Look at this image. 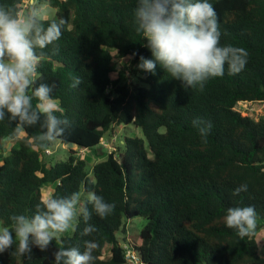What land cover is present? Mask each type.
Segmentation results:
<instances>
[{"label":"trees","instance_id":"trees-1","mask_svg":"<svg viewBox=\"0 0 264 264\" xmlns=\"http://www.w3.org/2000/svg\"><path fill=\"white\" fill-rule=\"evenodd\" d=\"M24 1L0 0V5L21 12ZM41 2L56 9L45 26L66 20L55 45L36 49L43 56L34 87L54 85L52 96L63 110L54 114L69 122L55 141L89 150L115 127L129 124L143 137H125L123 151L107 154L89 171L74 149L64 161H44L55 141L41 146L39 124L18 129L6 115L0 121V227L11 231L13 216H33L44 187H53L49 196L55 198L95 193L115 208L101 218L85 198L88 221L78 214L71 234L54 239L45 251L33 246L30 254L16 255L14 243L0 253V264H56L58 250L83 252L85 241L98 245L92 264H130L134 256L140 264H264L256 231L240 238L224 221L228 208L254 206L257 221L264 222V119L235 110L240 102H264V0H208L217 14L220 45L243 48L248 56L241 72L231 74L226 64L224 74L209 78L203 91L184 88L159 62L154 73L137 67L141 55L154 60L136 32L138 0ZM117 59L139 85L113 78L124 74ZM76 77L81 83L73 88ZM197 119L210 122L206 137L193 125ZM13 140L16 146L2 155ZM244 184L247 191L233 195ZM136 217L146 220L140 242L123 246L116 233L127 232ZM88 225L97 230L82 235Z\"/></svg>","mask_w":264,"mask_h":264},{"label":"clouds","instance_id":"clouds-1","mask_svg":"<svg viewBox=\"0 0 264 264\" xmlns=\"http://www.w3.org/2000/svg\"><path fill=\"white\" fill-rule=\"evenodd\" d=\"M134 15L136 32L145 38L154 57V60L139 57L137 67L143 71L154 73L159 62L184 88L203 91L209 78L224 74L226 64L231 74H238L246 66L245 49L220 45L217 14L208 0H138ZM47 19L46 5L41 0H26L22 12L0 5V121L7 115L10 122L17 123L18 129L39 124L44 129L36 137L41 146L62 137L69 125L67 119H59L54 114L63 111L52 96L55 86L41 83L34 87L43 56V53L38 55L36 49L55 45L66 24V20L60 18L45 26ZM132 55L135 57L136 53ZM80 83V78L76 77L71 87ZM193 125L198 127L202 137L211 130L210 122L200 119L194 120ZM246 191L244 184L236 188L233 195ZM80 201V192L62 198L47 196L37 205L33 216H13V230L0 227V253L11 249L14 243L18 244L16 255L30 254L33 246L40 251L47 250L54 239L74 230L78 214L85 221L90 219L91 213ZM87 202L101 218L115 208V204L106 203L95 193L88 194ZM224 221L228 228L237 230L240 238L252 236L257 228V212L254 206L230 207ZM96 230L88 225L82 235ZM97 246L85 241L83 252L76 247L61 248L54 254L55 262L92 264Z\"/></svg>","mask_w":264,"mask_h":264},{"label":"rangeland","instance_id":"rangeland-1","mask_svg":"<svg viewBox=\"0 0 264 264\" xmlns=\"http://www.w3.org/2000/svg\"><path fill=\"white\" fill-rule=\"evenodd\" d=\"M46 5V11L49 18H54L56 14V9L50 7L49 5ZM26 7V0L23 4L22 11L25 10ZM21 11V12H22ZM113 55H116L115 50H111ZM119 64L118 70L121 72H124V74H114L113 78H117L120 76L121 84H127L130 87H133L135 85H139L140 82L137 78L133 77L127 70L123 68V62L122 60H116ZM128 74V75H126ZM59 105V102H58ZM235 110L242 113L243 116H250L252 119L258 121L259 119H264V102H240L235 107ZM125 137H143V133L140 128L136 127L133 124L129 125H121L118 127H115L110 133H108L103 140L101 141V144L98 146L86 150V149H80V148H72L71 146H66L61 143H58L55 141V143L52 145L50 149H48L45 152V155H43L44 161L47 163H56L59 161H64L68 155H69V149H74V151H77L78 155L80 157H83L90 166H88L89 171H91V167L99 162L103 161L107 154L109 153H115L118 155L120 151H123L124 149V138ZM16 146V140L13 141H7L4 146V150L2 151V155H5L12 147ZM1 161V159H0ZM90 178L93 179V174L90 172ZM53 187H44L42 190L43 198L50 195V191ZM89 193H81V201L87 198ZM78 205V208L80 207ZM76 221L74 222V224ZM146 220L141 217H136L128 221L127 225L125 226L124 233L121 232V229L116 233L121 245L125 246L126 241L127 242H140L139 238V232L145 225ZM72 229H70L68 232L62 234H71ZM256 241L259 246V254L264 257V222L257 221V228H256ZM60 237V236H59ZM127 255H133L131 252H127ZM109 256V249L105 252V257ZM136 264L137 261H134Z\"/></svg>","mask_w":264,"mask_h":264},{"label":"built area","instance_id":"built-area-1","mask_svg":"<svg viewBox=\"0 0 264 264\" xmlns=\"http://www.w3.org/2000/svg\"><path fill=\"white\" fill-rule=\"evenodd\" d=\"M134 261H137V263L140 264L139 260L135 256L129 259L130 264H136Z\"/></svg>","mask_w":264,"mask_h":264}]
</instances>
